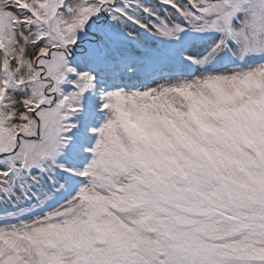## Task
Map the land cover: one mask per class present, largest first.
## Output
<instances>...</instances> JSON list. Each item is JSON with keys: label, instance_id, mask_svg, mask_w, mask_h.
<instances>
[{"label": "snow or ice", "instance_id": "snow-or-ice-1", "mask_svg": "<svg viewBox=\"0 0 264 264\" xmlns=\"http://www.w3.org/2000/svg\"><path fill=\"white\" fill-rule=\"evenodd\" d=\"M0 264H264V0H0Z\"/></svg>", "mask_w": 264, "mask_h": 264}]
</instances>
